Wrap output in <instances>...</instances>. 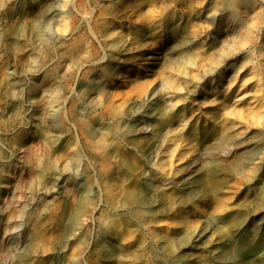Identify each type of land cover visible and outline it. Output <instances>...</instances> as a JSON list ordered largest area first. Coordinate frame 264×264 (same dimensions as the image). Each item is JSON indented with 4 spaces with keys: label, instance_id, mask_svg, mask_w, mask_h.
Returning a JSON list of instances; mask_svg holds the SVG:
<instances>
[{
    "label": "rangeland",
    "instance_id": "1",
    "mask_svg": "<svg viewBox=\"0 0 264 264\" xmlns=\"http://www.w3.org/2000/svg\"><path fill=\"white\" fill-rule=\"evenodd\" d=\"M224 2L0 0V264H264V55L214 52Z\"/></svg>",
    "mask_w": 264,
    "mask_h": 264
},
{
    "label": "bare ground",
    "instance_id": "2",
    "mask_svg": "<svg viewBox=\"0 0 264 264\" xmlns=\"http://www.w3.org/2000/svg\"><path fill=\"white\" fill-rule=\"evenodd\" d=\"M223 7L228 9L223 10ZM63 8L64 5L52 6L47 12L59 14ZM215 10L207 14L205 19L210 25L217 55L229 48L231 39H235L232 46L239 52L264 55V0H229L227 3L225 0ZM222 76L219 74V77ZM248 237V232L240 234V244H244Z\"/></svg>",
    "mask_w": 264,
    "mask_h": 264
}]
</instances>
